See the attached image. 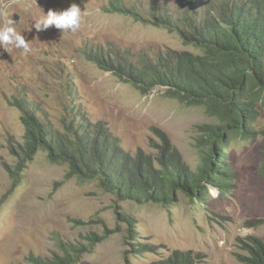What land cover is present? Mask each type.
I'll list each match as a JSON object with an SVG mask.
<instances>
[{
  "label": "rangeland",
  "instance_id": "obj_1",
  "mask_svg": "<svg viewBox=\"0 0 264 264\" xmlns=\"http://www.w3.org/2000/svg\"><path fill=\"white\" fill-rule=\"evenodd\" d=\"M111 1L0 0V26L18 15L16 31L30 47L27 53L0 47V264H27L30 254L52 258L62 254L59 239L88 246L90 238L95 244L77 264H148L173 250H191L197 257L193 264H243L238 255L246 254L249 237L264 243V104L258 105L252 138L226 128L224 161L231 166L233 186L223 197L209 194L203 203L179 191L177 201L166 206L122 201L98 180L72 176L67 163H53L44 150L23 160L25 126L15 98L36 108L58 131L73 115L101 123L131 157H155L163 133L190 171L203 166L212 147L204 127L216 124L215 118L202 107L166 97L164 88L143 94L84 55L87 48L106 58L116 49L134 55L199 52L176 33L109 12ZM122 1L146 18L154 7L173 11L183 0ZM72 4L82 11L76 31L34 28L50 9L63 11ZM6 166H18V182ZM148 243L156 245L152 252L140 249Z\"/></svg>",
  "mask_w": 264,
  "mask_h": 264
},
{
  "label": "trees",
  "instance_id": "obj_2",
  "mask_svg": "<svg viewBox=\"0 0 264 264\" xmlns=\"http://www.w3.org/2000/svg\"><path fill=\"white\" fill-rule=\"evenodd\" d=\"M161 8H152L150 18H145L136 6L112 0L107 10L176 33L199 53L168 49L134 55L116 49L106 58L103 52L87 48L84 55L143 94L161 87L166 97L202 107L215 118L216 124L204 127L212 147L203 166L197 172L190 171L163 133V144L155 157L142 153L131 157L101 123L73 115L58 131L37 115L36 108L29 109L24 99L15 98L25 126L23 160L44 150L53 163H67L72 176L96 179L120 200L138 203L170 205L177 201L176 191L193 203H203L210 200L207 184L215 185L220 197L233 186L231 166L224 161L227 147L223 135L226 128L246 138L256 134L253 123L259 114L258 105L264 104V0H183L173 11ZM6 170L18 182V166L17 170L6 166ZM89 240L87 246L59 239L62 254L52 258L30 254L27 264H77L91 252L95 243ZM249 240L246 254L238 255V260L264 264V243L254 237ZM155 247L148 243L140 249L152 252ZM196 258L191 250H173L168 257L148 264H193Z\"/></svg>",
  "mask_w": 264,
  "mask_h": 264
},
{
  "label": "clouds",
  "instance_id": "obj_3",
  "mask_svg": "<svg viewBox=\"0 0 264 264\" xmlns=\"http://www.w3.org/2000/svg\"><path fill=\"white\" fill-rule=\"evenodd\" d=\"M82 11L79 6L72 4L66 10L53 11L49 10L46 15L34 22V28L38 31L47 29L50 25L55 26L57 29L76 31L81 23ZM23 49L25 53L30 51L29 43L20 32L16 31L14 22L9 18L6 24L0 26V47L5 51L7 46ZM209 194L216 198L220 195L218 189L207 185ZM241 233L246 234L247 228H241Z\"/></svg>",
  "mask_w": 264,
  "mask_h": 264
},
{
  "label": "water",
  "instance_id": "obj_4",
  "mask_svg": "<svg viewBox=\"0 0 264 264\" xmlns=\"http://www.w3.org/2000/svg\"><path fill=\"white\" fill-rule=\"evenodd\" d=\"M12 21L16 24L19 21L18 15L15 14Z\"/></svg>",
  "mask_w": 264,
  "mask_h": 264
}]
</instances>
